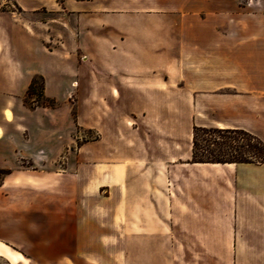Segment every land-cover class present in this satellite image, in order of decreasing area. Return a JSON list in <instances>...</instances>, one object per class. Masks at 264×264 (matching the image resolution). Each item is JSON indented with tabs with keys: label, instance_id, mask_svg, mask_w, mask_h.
Returning a JSON list of instances; mask_svg holds the SVG:
<instances>
[{
	"label": "crops",
	"instance_id": "1",
	"mask_svg": "<svg viewBox=\"0 0 264 264\" xmlns=\"http://www.w3.org/2000/svg\"><path fill=\"white\" fill-rule=\"evenodd\" d=\"M12 1L21 15L0 10V259L206 264L190 252L214 251L264 264V163L192 162L193 137L179 140L197 125L264 141V0H171L181 23H164L163 0H65L71 41L26 17L58 0ZM36 75L54 107L24 104ZM77 128L97 135L80 142ZM192 166L231 177L226 210H189L175 192Z\"/></svg>",
	"mask_w": 264,
	"mask_h": 264
},
{
	"label": "rangeland",
	"instance_id": "2",
	"mask_svg": "<svg viewBox=\"0 0 264 264\" xmlns=\"http://www.w3.org/2000/svg\"><path fill=\"white\" fill-rule=\"evenodd\" d=\"M72 2L74 0H71ZM196 3H201L202 0H195ZM214 2H223L227 0H212ZM252 0H234V3L239 6L248 5ZM164 8L161 12L162 19L164 23H176L180 21V14L170 7L171 0H163ZM0 10L10 11L13 10L21 15V11L14 5L12 0H0ZM90 13V12H85ZM112 14V13H109ZM116 14V13H115ZM122 14L127 15L126 19L129 22L130 12H122ZM135 14V13H133ZM140 14L141 13H136ZM223 13H212L219 20V15ZM204 13L199 10H195L194 13L190 15V19L193 23H202ZM29 19H32L34 23H47L46 26L40 24L38 27L40 32L48 33L49 29L54 35L61 34L63 37H66L69 41L70 34L65 27L68 23H79V17L75 12L69 11L65 6V0H58V3L52 1L49 8H42L34 13L27 15ZM85 19V18H84ZM178 23H181L178 22ZM50 26L49 28H47ZM39 85H41V80L37 79ZM38 85V86H39ZM24 104L28 107H34L36 105V100L33 95H26L23 98ZM7 116V115H6ZM213 127V126H212ZM217 128V127H213ZM75 135L78 137V141H88L92 140L97 134L92 129L77 128L75 130ZM179 140L183 143V146L188 147V142L191 143V138L193 137V129L189 126H184L179 131ZM190 135V136H189ZM190 137V139H189ZM219 137L217 133L206 134L202 132L200 134L199 142L200 144L204 143V139H214ZM188 167V166H187ZM199 166H192L189 170H179L174 174L176 183L178 184V189L175 192H178V195L182 198H188L189 200V210H203L210 207L212 211L226 210L228 208L226 202V186L230 187V178L228 182L224 179V172L217 168V166H212L209 171H201L198 168ZM8 173L6 170H0V180ZM233 173V171H232ZM233 175V174H232ZM160 179L164 182L170 178L169 171L150 173L147 175V181H152L155 179ZM138 195V188L136 189ZM147 194L151 197L155 196H168L169 191L167 188L148 189ZM163 210H170L169 205H164ZM190 259L198 261H204L206 264H234V254L232 252L220 253V252H190ZM194 258V259H193ZM0 264H5L4 260L0 259ZM197 264V263H196Z\"/></svg>",
	"mask_w": 264,
	"mask_h": 264
},
{
	"label": "trees",
	"instance_id": "3",
	"mask_svg": "<svg viewBox=\"0 0 264 264\" xmlns=\"http://www.w3.org/2000/svg\"><path fill=\"white\" fill-rule=\"evenodd\" d=\"M37 79L41 80V85H39ZM27 95L34 96L36 100L34 107H54L56 105L54 99L44 94V77L42 75L34 76ZM202 132L206 134L217 133L219 137L204 139V143L200 144L199 138ZM192 162L264 163V141L244 129L213 128L195 125L193 128Z\"/></svg>",
	"mask_w": 264,
	"mask_h": 264
},
{
	"label": "bare ground",
	"instance_id": "4",
	"mask_svg": "<svg viewBox=\"0 0 264 264\" xmlns=\"http://www.w3.org/2000/svg\"><path fill=\"white\" fill-rule=\"evenodd\" d=\"M6 115L9 117L11 115V112L10 111H7L6 112ZM0 134H1V130H0Z\"/></svg>",
	"mask_w": 264,
	"mask_h": 264
}]
</instances>
